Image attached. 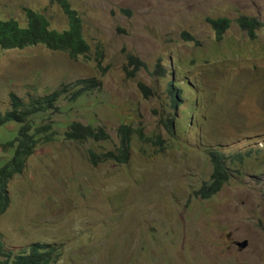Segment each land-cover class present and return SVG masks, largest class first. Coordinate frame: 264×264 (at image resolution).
Listing matches in <instances>:
<instances>
[{
  "label": "rangeland",
  "instance_id": "374dc122",
  "mask_svg": "<svg viewBox=\"0 0 264 264\" xmlns=\"http://www.w3.org/2000/svg\"><path fill=\"white\" fill-rule=\"evenodd\" d=\"M67 1L88 51L72 58L42 45L0 49V113L9 92L26 100L62 82H99L56 102L48 115L53 139L8 182L3 248L13 254L32 242L52 244L60 250L52 264H264V0ZM24 8L49 28H67L58 0H0V19L24 26ZM241 16L258 21L252 38ZM207 17L229 19L221 36ZM130 55L143 66L134 69ZM169 83L179 91L176 105ZM70 121L99 126L107 137L66 140ZM121 123L158 135L163 148L133 135L125 163H90L88 151L114 149ZM212 151L227 179L210 197L193 196L209 179Z\"/></svg>",
  "mask_w": 264,
  "mask_h": 264
},
{
  "label": "trees",
  "instance_id": "16d2710c",
  "mask_svg": "<svg viewBox=\"0 0 264 264\" xmlns=\"http://www.w3.org/2000/svg\"><path fill=\"white\" fill-rule=\"evenodd\" d=\"M62 12L65 14L68 25L60 31L49 28L47 19L41 14L29 8H24L25 25L19 26L12 19H0V49H22L28 46L42 45L52 51H64L70 57L88 51L89 46L82 35L81 19L77 11L70 7L67 0H58ZM127 12V11H124ZM207 23L214 30L217 37L228 26L229 19L226 17L206 18ZM241 29H245L249 37H253V28L259 26L255 18L241 16L237 19ZM190 38V36L188 35ZM98 57L101 50L96 51ZM129 63L134 64V69L143 66V62L134 56H129ZM99 63V59L96 60ZM97 79L89 77L75 79L67 83H60L56 88L42 96H29L22 100L13 92L8 93V106L0 113V129L8 123L12 124L9 129L4 128L0 133V214L5 211L9 204L7 184L10 179L19 174L25 167V162L38 145L46 144L53 139L55 134L54 122L48 117L56 108V102L65 98L72 102L83 95L88 94L92 89L98 87ZM141 90L149 93L141 83L138 84ZM167 91L170 100L176 105L178 89L171 83ZM168 131L172 130L174 114L167 112L162 115ZM63 138L73 142H86L89 140H103L106 133L99 126L82 124L78 121H70L63 132ZM116 144L113 150H107L100 155L88 151V160L92 164L108 160L116 164L125 163L128 158V148L132 136L136 135L137 140H149L160 149L163 148L162 139L156 135L153 139L143 135L142 128L132 127L130 124L121 123L115 130ZM212 163V171L207 182H203L197 189L192 191L193 196L208 198L213 195L227 179V168L221 162V156L215 155L214 151L209 152ZM240 160L241 155L235 156ZM60 250L57 246L32 242L25 249L16 253H9L3 248L0 241V264H52L59 256Z\"/></svg>",
  "mask_w": 264,
  "mask_h": 264
},
{
  "label": "water",
  "instance_id": "95a60500",
  "mask_svg": "<svg viewBox=\"0 0 264 264\" xmlns=\"http://www.w3.org/2000/svg\"><path fill=\"white\" fill-rule=\"evenodd\" d=\"M236 246L238 248H240V249L245 247L246 246V240H242V241L236 242Z\"/></svg>",
  "mask_w": 264,
  "mask_h": 264
}]
</instances>
